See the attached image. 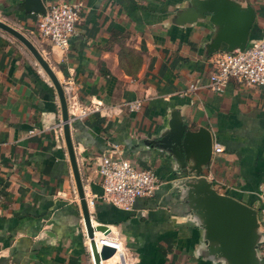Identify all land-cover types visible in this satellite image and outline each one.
<instances>
[{
    "label": "crops",
    "instance_id": "1",
    "mask_svg": "<svg viewBox=\"0 0 264 264\" xmlns=\"http://www.w3.org/2000/svg\"><path fill=\"white\" fill-rule=\"evenodd\" d=\"M184 1L43 0L46 8L66 2L81 9L62 54L39 38V17L24 9L25 0H0L2 21L35 44L67 88L78 166L87 200L95 202L94 224L108 226L123 253L112 264H212L197 256L198 229L175 213L171 158L143 144L167 128L174 107L182 108L193 131L208 129L223 148L205 170L218 192L250 205L264 191V87L232 81L216 93L207 86L212 68L203 47L211 24L182 29L167 21ZM240 1L257 13L250 45L264 36V0ZM198 80V89L188 93ZM134 102L140 110L129 108ZM79 109L90 112L79 117ZM113 144L163 181L154 197L138 199L132 211L100 199L97 162ZM0 264H95L55 87L29 50L1 30Z\"/></svg>",
    "mask_w": 264,
    "mask_h": 264
},
{
    "label": "water",
    "instance_id": "2",
    "mask_svg": "<svg viewBox=\"0 0 264 264\" xmlns=\"http://www.w3.org/2000/svg\"><path fill=\"white\" fill-rule=\"evenodd\" d=\"M24 9L37 15L46 12L43 0H25ZM256 18L255 9L240 0H187L171 9L167 21L169 25L182 29L209 22L212 34L203 47L204 58L209 59L220 53H243L248 47ZM0 30L29 50L55 87L91 255L95 264H102L117 252L107 244L99 249L96 241L97 233L106 238L111 235V229L103 224H94L71 135L65 88L29 38L2 20ZM143 144L172 160L175 172L169 185L170 200L175 213L198 229L196 252L199 258L212 264H264L259 254V247L264 243V229L257 211L237 198L218 192L205 175L213 157L214 144L208 129L193 131L184 120L182 108L177 106L171 109L167 128ZM101 243L105 241L101 240Z\"/></svg>",
    "mask_w": 264,
    "mask_h": 264
},
{
    "label": "built area",
    "instance_id": "3",
    "mask_svg": "<svg viewBox=\"0 0 264 264\" xmlns=\"http://www.w3.org/2000/svg\"><path fill=\"white\" fill-rule=\"evenodd\" d=\"M38 17L39 38L49 42L60 53H66L81 19L80 7L66 2L53 3L46 8L44 14H39ZM209 63L212 72L208 77L207 86L216 93L224 91L232 81L246 87H264V36L248 45L243 53L216 54L210 57ZM200 84L199 80L192 83L188 93L195 92ZM129 108L137 111L141 109V104L140 102L130 103ZM93 111L98 112L100 109L94 107ZM89 112L90 110L79 109V117H84ZM222 152L221 145L214 143L213 155ZM97 163L103 190L100 199L124 211H132L138 199L154 197L163 185V181L153 168L139 169L120 145H110L107 153L101 156ZM90 201L94 206V200L88 202ZM250 206L257 211L264 229L263 190L255 195ZM107 245L116 250V255L119 253L121 257L123 256L118 239L112 237L111 243ZM259 254L264 262V243L259 247Z\"/></svg>",
    "mask_w": 264,
    "mask_h": 264
},
{
    "label": "bare ground",
    "instance_id": "4",
    "mask_svg": "<svg viewBox=\"0 0 264 264\" xmlns=\"http://www.w3.org/2000/svg\"><path fill=\"white\" fill-rule=\"evenodd\" d=\"M90 203V206H91V209H92V203H91V201L89 202ZM111 238H112V236H109V237H104L103 235H100L99 237H96V241H97V243H98V246H99V249L101 248V246H102V243H101V240H103V241H105L106 243L105 244H109V243H111ZM88 245H89V249H90V240L88 239ZM116 257V256H115ZM114 259V258H113ZM113 259H111V260H108V261H106V262H103L102 264H112V260Z\"/></svg>",
    "mask_w": 264,
    "mask_h": 264
},
{
    "label": "rangeland",
    "instance_id": "5",
    "mask_svg": "<svg viewBox=\"0 0 264 264\" xmlns=\"http://www.w3.org/2000/svg\"><path fill=\"white\" fill-rule=\"evenodd\" d=\"M0 19H1V20H3V18H2V17H0Z\"/></svg>",
    "mask_w": 264,
    "mask_h": 264
}]
</instances>
